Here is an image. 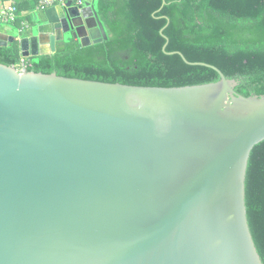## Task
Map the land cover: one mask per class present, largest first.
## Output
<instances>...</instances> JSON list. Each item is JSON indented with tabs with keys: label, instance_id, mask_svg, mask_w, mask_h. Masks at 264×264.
<instances>
[{
	"label": "water",
	"instance_id": "95a60500",
	"mask_svg": "<svg viewBox=\"0 0 264 264\" xmlns=\"http://www.w3.org/2000/svg\"><path fill=\"white\" fill-rule=\"evenodd\" d=\"M84 2L37 13L20 40L0 32V47L35 58L103 42ZM176 54L219 80L137 87L0 64V264H263L245 177L264 95Z\"/></svg>",
	"mask_w": 264,
	"mask_h": 264
},
{
	"label": "trees",
	"instance_id": "16d2710c",
	"mask_svg": "<svg viewBox=\"0 0 264 264\" xmlns=\"http://www.w3.org/2000/svg\"><path fill=\"white\" fill-rule=\"evenodd\" d=\"M0 0V8L4 2ZM17 37L34 30L40 0H14ZM107 39L88 47L67 38L51 55L27 58L28 72L109 84L174 88L217 82V68L244 97L264 95V0H95ZM1 28V27H0ZM162 32V34L160 33ZM34 33V31H33ZM166 39H165V38ZM165 45V49L163 47ZM173 53V54H172ZM21 58L17 41L0 47V64ZM250 232L264 264V141L252 149L245 177Z\"/></svg>",
	"mask_w": 264,
	"mask_h": 264
},
{
	"label": "built area",
	"instance_id": "2783aa9c",
	"mask_svg": "<svg viewBox=\"0 0 264 264\" xmlns=\"http://www.w3.org/2000/svg\"><path fill=\"white\" fill-rule=\"evenodd\" d=\"M67 2L71 3V6L75 7H83L84 0H40L37 6L38 12H43L47 8L61 6L64 7ZM16 8L15 1L8 0V3L0 8V27L9 26L15 22L16 19ZM27 29L26 24H22L21 27L17 30V40L21 39V34ZM30 66L27 58L21 57L17 66H14L17 72L21 73L26 71V69Z\"/></svg>",
	"mask_w": 264,
	"mask_h": 264
},
{
	"label": "crops",
	"instance_id": "0c3cea01",
	"mask_svg": "<svg viewBox=\"0 0 264 264\" xmlns=\"http://www.w3.org/2000/svg\"><path fill=\"white\" fill-rule=\"evenodd\" d=\"M7 3H8V1L4 2L3 5L5 6ZM3 5H2L1 7H3ZM36 14H37V13H33V14H31V15H32V19H33L34 24L36 23ZM33 31H34V30H33ZM33 31H32V33H33ZM0 32H1V33H4V34H6V35H10V36H11V34H10L11 29H10L9 26L1 27V28H0ZM32 33H31V34H32Z\"/></svg>",
	"mask_w": 264,
	"mask_h": 264
},
{
	"label": "rangeland",
	"instance_id": "374dc122",
	"mask_svg": "<svg viewBox=\"0 0 264 264\" xmlns=\"http://www.w3.org/2000/svg\"><path fill=\"white\" fill-rule=\"evenodd\" d=\"M46 42V41H45Z\"/></svg>",
	"mask_w": 264,
	"mask_h": 264
}]
</instances>
